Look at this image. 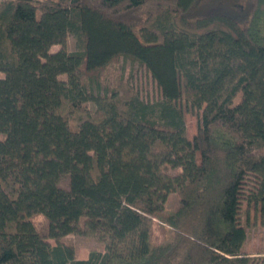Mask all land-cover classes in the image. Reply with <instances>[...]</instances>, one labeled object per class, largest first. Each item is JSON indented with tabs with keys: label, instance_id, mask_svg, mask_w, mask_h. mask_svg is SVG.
<instances>
[{
	"label": "trees",
	"instance_id": "16d2710c",
	"mask_svg": "<svg viewBox=\"0 0 264 264\" xmlns=\"http://www.w3.org/2000/svg\"><path fill=\"white\" fill-rule=\"evenodd\" d=\"M120 58L157 99L102 85ZM171 194L174 235L154 245ZM252 212L264 219V0H0V264H264L244 248ZM69 235L102 249L79 259Z\"/></svg>",
	"mask_w": 264,
	"mask_h": 264
},
{
	"label": "rangeland",
	"instance_id": "374dc122",
	"mask_svg": "<svg viewBox=\"0 0 264 264\" xmlns=\"http://www.w3.org/2000/svg\"><path fill=\"white\" fill-rule=\"evenodd\" d=\"M65 48L69 52L77 50L75 39L69 35L66 38ZM61 49V45H55L51 51L56 52ZM98 76L102 85H109L113 87L121 79L130 81L140 96L145 100H155L159 97V89L157 84L153 81L151 76L137 64L130 60L126 61L123 58L112 62L107 68L101 70ZM88 108L95 111L93 103H88ZM198 126V112H189L186 115L187 137L191 140L197 133ZM181 170L170 171L172 174H178ZM179 207V197L177 194H171L166 203L165 211L154 218L153 225L150 232V241L154 245H165L173 238V231L170 226L166 224V219L173 215ZM245 213V212H244ZM243 213V218H244ZM35 223L41 232H45L47 222L42 216H36ZM66 243L72 245L76 250V255L79 259L85 258L93 249H102V245L96 239L80 235H69L65 239ZM245 251L250 255L264 257V219L259 215L255 218L253 212L251 213L250 224L248 227V237L245 243Z\"/></svg>",
	"mask_w": 264,
	"mask_h": 264
},
{
	"label": "crops",
	"instance_id": "0c3cea01",
	"mask_svg": "<svg viewBox=\"0 0 264 264\" xmlns=\"http://www.w3.org/2000/svg\"><path fill=\"white\" fill-rule=\"evenodd\" d=\"M87 258H88V256H87V257H85V258H82V259L84 260V259H87Z\"/></svg>",
	"mask_w": 264,
	"mask_h": 264
}]
</instances>
